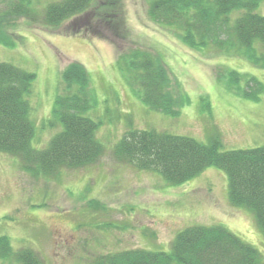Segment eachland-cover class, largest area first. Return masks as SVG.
Wrapping results in <instances>:
<instances>
[{
  "label": "rangeland",
  "instance_id": "1",
  "mask_svg": "<svg viewBox=\"0 0 264 264\" xmlns=\"http://www.w3.org/2000/svg\"><path fill=\"white\" fill-rule=\"evenodd\" d=\"M41 1L45 5L57 0ZM104 1L96 0L91 10ZM154 1H121L125 18L121 23L129 34L124 38L99 26L93 12L80 26L89 34L79 35H71L70 21L51 28L11 18L15 24L9 28L10 38L18 43H0V62L36 74L27 96L36 124L33 146L45 147L63 130L45 121L52 117L61 70L78 61L88 69L96 96L87 116L100 122L97 137L106 148L95 163L63 169L58 176L34 175L18 156L0 152V235L10 238L16 252L32 249L42 264H92L96 256L119 250H169L186 227L222 225L264 257V234L257 218L231 203L223 170L211 166L173 186L158 173L115 156V145L131 128L189 136L203 143L219 141L222 150L264 146V91L256 99L246 97L241 93L246 81H234L229 74L236 70L264 83V67L241 56L186 46L176 31L150 19ZM259 11H264V1ZM93 27L111 38L97 37ZM135 48L155 53L166 65L174 93L180 90L184 96L178 116L150 109L139 81L118 63V53ZM257 91L255 86L249 92ZM92 202H97V210L91 208ZM15 258L0 259V264H23Z\"/></svg>",
  "mask_w": 264,
  "mask_h": 264
},
{
  "label": "trees",
  "instance_id": "2",
  "mask_svg": "<svg viewBox=\"0 0 264 264\" xmlns=\"http://www.w3.org/2000/svg\"><path fill=\"white\" fill-rule=\"evenodd\" d=\"M96 0H65L47 7L40 0H0V43L13 45L5 28L12 19L24 17L32 24L58 28L66 20L72 34H89L80 28L93 12L99 26L110 27L112 35L128 37L124 16L119 12L122 0H106L92 8ZM264 0H155L149 16L186 46L215 49L225 55L245 57L264 67ZM238 12V13H236ZM85 14V15H84ZM81 15V16H80ZM84 15V16H83ZM97 21H93L95 23ZM97 26V25H96ZM96 36L109 40L102 33ZM116 36V37H117ZM123 68L142 87V99L150 109L178 116L184 96L174 93L170 73L158 55L142 48L124 51L119 56ZM232 80L245 79L241 92L258 98L264 85L255 77L232 70ZM36 74L9 63H0V151L21 157L27 170L54 174L63 168H79L95 163L104 153L96 137L100 122L87 116L96 96L90 74L84 64L72 61L61 72V93L56 98L49 120L63 124L44 150L33 147L36 127L30 117L31 92ZM258 87L256 93L249 92ZM183 97V98H182ZM118 159L141 170L160 174L169 184L180 185L214 166L228 177L229 199L234 206L251 210L264 234V146L245 150H222L219 141L200 142L189 136L157 130H129L115 146ZM8 236L0 235V258L15 255ZM24 264H39L30 249L18 252ZM92 264H264L262 253L222 225H193L179 231L169 250L140 247L100 254Z\"/></svg>",
  "mask_w": 264,
  "mask_h": 264
},
{
  "label": "bare ground",
  "instance_id": "3",
  "mask_svg": "<svg viewBox=\"0 0 264 264\" xmlns=\"http://www.w3.org/2000/svg\"><path fill=\"white\" fill-rule=\"evenodd\" d=\"M119 12H121V15H123L124 16V10L121 8V7H119ZM19 18H23V17H18V19ZM37 26H43V27H50V26H46V25H41V24H37ZM20 30H24L23 32H25V29H20ZM26 33H28V31L26 32ZM86 67V66H85ZM88 70V69H87ZM89 72V71H88ZM90 74V73H89ZM91 77V76H90ZM91 83H92V80H91ZM87 115V114H86ZM91 118V117H90ZM93 119V118H92ZM94 120V119H93ZM96 121V120H95ZM97 122H99V121H97ZM98 131V130H97ZM55 137V136H54ZM53 137V138H54ZM96 137H97V132H96ZM52 138V139H53ZM98 138V137H97ZM6 236V235H5ZM10 257H13V255L12 256H10ZM1 259H7V258H1ZM21 261V260H20ZM23 264H24V262H23Z\"/></svg>",
  "mask_w": 264,
  "mask_h": 264
}]
</instances>
